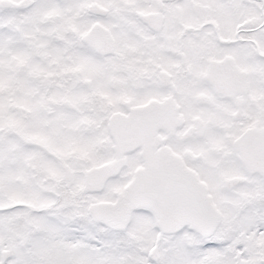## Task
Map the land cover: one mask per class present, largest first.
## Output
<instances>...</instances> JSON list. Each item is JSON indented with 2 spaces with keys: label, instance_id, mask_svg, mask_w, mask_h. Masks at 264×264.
I'll use <instances>...</instances> for the list:
<instances>
[{
  "label": "snow or ice",
  "instance_id": "6c2138e0",
  "mask_svg": "<svg viewBox=\"0 0 264 264\" xmlns=\"http://www.w3.org/2000/svg\"><path fill=\"white\" fill-rule=\"evenodd\" d=\"M0 264H264V0H0Z\"/></svg>",
  "mask_w": 264,
  "mask_h": 264
}]
</instances>
